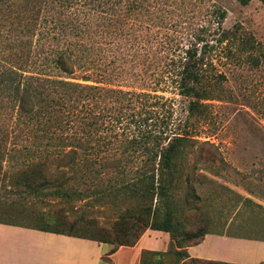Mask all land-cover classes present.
Returning a JSON list of instances; mask_svg holds the SVG:
<instances>
[{
  "label": "trees",
  "instance_id": "obj_1",
  "mask_svg": "<svg viewBox=\"0 0 264 264\" xmlns=\"http://www.w3.org/2000/svg\"><path fill=\"white\" fill-rule=\"evenodd\" d=\"M37 3L30 23L21 24L28 37L21 43L29 53L20 63L0 66L4 106L17 109L9 154L17 160L12 183L27 194L70 202L81 192L78 183L106 182L102 172L113 168L117 173L107 177L109 188L100 194L110 193L115 178L121 183L116 197L127 206L99 233L84 225L95 222L72 221L62 209L43 212L36 225L0 223L114 244L110 254L134 246L148 229L160 230L170 236L168 249L143 250L140 264H233L191 258L187 248L209 231L188 230L184 219L190 197H196L190 182L197 165L189 162L219 158L213 143L191 133V118L203 101L216 96L210 53L228 38L227 10L217 0ZM179 23L189 26L186 36H178ZM128 74L147 87L113 85ZM168 92L190 100L186 119L174 120L175 98Z\"/></svg>",
  "mask_w": 264,
  "mask_h": 264
},
{
  "label": "rangeland",
  "instance_id": "obj_2",
  "mask_svg": "<svg viewBox=\"0 0 264 264\" xmlns=\"http://www.w3.org/2000/svg\"><path fill=\"white\" fill-rule=\"evenodd\" d=\"M217 1L227 10L223 29L228 38L210 53L214 74L210 83L213 89H210L216 96L203 101L195 110L191 118L194 124L191 133L200 141L213 143L219 158L206 163L197 161L195 157L189 165L187 163L197 167L190 182L196 197H190L191 204L186 203L185 227L192 231L221 232L234 219L229 232L264 237V3L252 0L248 5H242L237 0ZM27 3L26 0H0L1 67L13 61L20 63V59L25 57L23 55L29 53L30 47L21 43L22 38L28 39L21 24L30 23L31 9L38 3L37 0H31L28 6ZM189 29L187 24L179 23L178 36H186ZM36 40L37 36H34ZM37 46L34 44L31 51L38 50ZM45 48L47 51L48 43ZM112 83L129 90L147 87L129 74L122 79L116 78ZM166 96L175 98L170 103L175 109L174 120L186 119L190 114V100L171 92ZM3 99L0 95V221L36 225V220L44 216L43 212L55 214L62 209L72 221L83 217L95 222L84 224L93 232L109 229L127 206L120 196L116 197L117 185L121 183L115 178H112L114 184L110 193L100 194L102 189L109 188L107 177H115L117 172L113 168L102 172L101 180L106 182L78 183L81 192L70 202L50 194L34 196L14 186L10 173L17 160L10 158L9 154L16 139L17 109L8 103L6 109ZM190 184L187 181L182 185L186 195ZM92 241L108 247L110 252L103 255L102 261L112 264L109 255L115 245ZM167 258L164 261L170 263Z\"/></svg>",
  "mask_w": 264,
  "mask_h": 264
},
{
  "label": "crops",
  "instance_id": "obj_3",
  "mask_svg": "<svg viewBox=\"0 0 264 264\" xmlns=\"http://www.w3.org/2000/svg\"><path fill=\"white\" fill-rule=\"evenodd\" d=\"M234 219L221 232H209L187 248L191 258L233 264H264V237L229 232ZM170 236L149 229L134 246H121L109 258L112 264H140L143 250L165 251ZM104 244L0 223V264H105Z\"/></svg>",
  "mask_w": 264,
  "mask_h": 264
}]
</instances>
